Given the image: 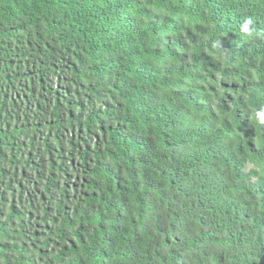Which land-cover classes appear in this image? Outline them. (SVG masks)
<instances>
[{"label": "trees", "instance_id": "obj_1", "mask_svg": "<svg viewBox=\"0 0 264 264\" xmlns=\"http://www.w3.org/2000/svg\"><path fill=\"white\" fill-rule=\"evenodd\" d=\"M0 264H264V0H0Z\"/></svg>", "mask_w": 264, "mask_h": 264}]
</instances>
